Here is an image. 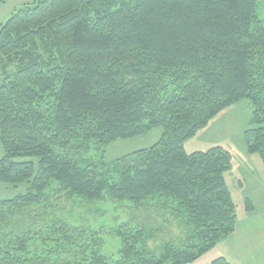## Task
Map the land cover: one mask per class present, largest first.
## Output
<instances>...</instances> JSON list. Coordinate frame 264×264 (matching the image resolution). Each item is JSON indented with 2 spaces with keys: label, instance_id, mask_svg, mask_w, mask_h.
Instances as JSON below:
<instances>
[{
  "label": "trees",
  "instance_id": "16d2710c",
  "mask_svg": "<svg viewBox=\"0 0 264 264\" xmlns=\"http://www.w3.org/2000/svg\"><path fill=\"white\" fill-rule=\"evenodd\" d=\"M259 1L35 0L0 25V184L24 187L0 198V264H71L59 262L63 256L73 264H193L234 232L236 206L224 179L231 155L221 147L186 153L184 144L248 100L243 144L264 168ZM157 128L162 135L148 149L108 164L83 159L91 146ZM52 182L89 202L104 194L133 205L172 199L191 234L152 252L145 245L152 231L122 225L115 231L121 259L109 263L99 233L62 220L46 231L10 233L17 216L48 201ZM243 210L254 211L250 200ZM38 241L51 246L31 256Z\"/></svg>",
  "mask_w": 264,
  "mask_h": 264
},
{
  "label": "rangeland",
  "instance_id": "374dc122",
  "mask_svg": "<svg viewBox=\"0 0 264 264\" xmlns=\"http://www.w3.org/2000/svg\"><path fill=\"white\" fill-rule=\"evenodd\" d=\"M1 7L0 5V25L8 20L13 12ZM256 16L259 20H264V1L256 3ZM2 65L0 58V81ZM7 70H12V66ZM251 112L249 101L243 100L221 111L206 128L199 130L184 144L186 153L205 152L213 147H221L231 155V169L224 175V179L239 220L250 216L255 219L264 218V168L258 156L247 154L242 138L243 132L251 128ZM162 132V129L157 128L146 135L110 143L104 148L91 146L83 155V159L88 164L111 163L133 152L150 148L158 142ZM1 156L0 148V158ZM23 189L24 187L14 189L0 184V198L12 197ZM46 195L47 202L23 212L13 220L10 233L18 234L20 230L46 231L54 221L62 220L71 227L99 233L102 237L100 253L109 263L121 259V241L115 231L122 225L127 224L135 230L152 231L153 238L145 242L147 249L152 252H156L162 244L168 242L176 247L181 246L191 234L190 226L184 225L188 219L187 213L179 208L174 200L161 195H155L140 205L113 201L105 194L101 200L89 202L75 196L68 197L53 182L49 185ZM246 199L254 206L253 214H246L243 210ZM48 246H51L49 242L44 245L38 241L36 247L30 249V255H41ZM216 258V254L209 252L193 264H211ZM59 262L73 264V261L64 256Z\"/></svg>",
  "mask_w": 264,
  "mask_h": 264
},
{
  "label": "crops",
  "instance_id": "0c3cea01",
  "mask_svg": "<svg viewBox=\"0 0 264 264\" xmlns=\"http://www.w3.org/2000/svg\"><path fill=\"white\" fill-rule=\"evenodd\" d=\"M35 0H2L1 8L12 14ZM11 14V15H12ZM246 213V214H253ZM210 253L222 257L230 264H264V218H237L234 232L220 242Z\"/></svg>",
  "mask_w": 264,
  "mask_h": 264
}]
</instances>
